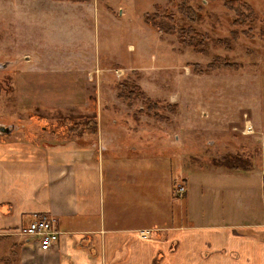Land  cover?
<instances>
[{"label": "rangeland", "instance_id": "obj_1", "mask_svg": "<svg viewBox=\"0 0 264 264\" xmlns=\"http://www.w3.org/2000/svg\"><path fill=\"white\" fill-rule=\"evenodd\" d=\"M232 1L255 23L234 26L238 14L222 0H0V126L12 129L0 141L86 143L122 130L129 151L102 159L141 163L143 227L171 225L185 210L181 175L205 189L232 171L234 207L246 220L263 216L240 192L242 180L264 176V0ZM167 16L173 34L157 28ZM188 29L206 36L202 47L188 45ZM230 182L209 212L229 210ZM0 237V264H21L23 241Z\"/></svg>", "mask_w": 264, "mask_h": 264}, {"label": "crops", "instance_id": "obj_2", "mask_svg": "<svg viewBox=\"0 0 264 264\" xmlns=\"http://www.w3.org/2000/svg\"><path fill=\"white\" fill-rule=\"evenodd\" d=\"M125 136L107 129L86 143L0 141V236L19 237L14 232L34 215L52 219L60 233L56 248L47 252L19 237L21 264H264V212L258 219L250 211L249 220L242 218L248 210L234 207L238 178L232 171L216 174L205 189L194 176L173 177L184 184V195L176 199L185 210L170 217L171 225L143 227L141 163L102 159L129 151ZM222 181H231L224 200L229 210L214 214L208 210L220 202ZM248 181L242 180L244 201L253 198L264 209V176L253 186ZM202 206L206 212L193 211ZM146 230L149 236L142 234Z\"/></svg>", "mask_w": 264, "mask_h": 264}, {"label": "built area", "instance_id": "obj_3", "mask_svg": "<svg viewBox=\"0 0 264 264\" xmlns=\"http://www.w3.org/2000/svg\"><path fill=\"white\" fill-rule=\"evenodd\" d=\"M184 192V186L178 185L175 188L176 198H182ZM149 233L150 231L147 230L142 232L144 236H149ZM14 234L31 242L40 252H47L56 248L60 236L52 219L38 215H34L26 227L20 228Z\"/></svg>", "mask_w": 264, "mask_h": 264}, {"label": "trees", "instance_id": "obj_4", "mask_svg": "<svg viewBox=\"0 0 264 264\" xmlns=\"http://www.w3.org/2000/svg\"><path fill=\"white\" fill-rule=\"evenodd\" d=\"M72 1V0H70ZM76 2H80V1H85V0H73ZM223 1V5L229 9V10H233L234 12H237L238 14V19L236 20L234 26H238V25H252L255 23L256 21V17L253 13V10L247 5V4H243L240 6V10L236 9L235 7V1L232 0H222ZM179 12L184 15L186 17V19L190 22H192L194 20V16H193V12H191V8L189 6H187L185 3L181 4L179 6ZM167 25L166 27L164 26H158L157 28L159 29V31L161 30H165V33L168 34H173V29L170 27L169 23L172 20L171 16H167ZM174 31L177 34H180L179 31H176L174 28ZM188 33H189V38H188V45H190L192 48H198V47H202L204 45L206 36L203 37V40L199 37V35H196L195 32L193 31V29H188ZM186 36V34L184 35ZM3 238L0 237V241ZM24 244V242L20 245H18V248H21V246ZM16 246V245H15ZM14 246V247H15ZM14 253V252H13Z\"/></svg>", "mask_w": 264, "mask_h": 264}, {"label": "water", "instance_id": "obj_5", "mask_svg": "<svg viewBox=\"0 0 264 264\" xmlns=\"http://www.w3.org/2000/svg\"><path fill=\"white\" fill-rule=\"evenodd\" d=\"M12 129L4 128L3 126H0V135H9L11 133Z\"/></svg>", "mask_w": 264, "mask_h": 264}, {"label": "bare ground", "instance_id": "obj_6", "mask_svg": "<svg viewBox=\"0 0 264 264\" xmlns=\"http://www.w3.org/2000/svg\"><path fill=\"white\" fill-rule=\"evenodd\" d=\"M247 130H250V128H247Z\"/></svg>", "mask_w": 264, "mask_h": 264}]
</instances>
